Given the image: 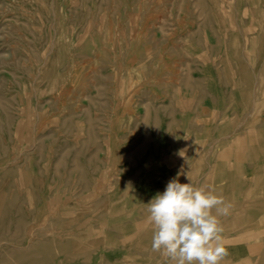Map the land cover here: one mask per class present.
Segmentation results:
<instances>
[{"label": "rangeland", "instance_id": "rangeland-1", "mask_svg": "<svg viewBox=\"0 0 264 264\" xmlns=\"http://www.w3.org/2000/svg\"><path fill=\"white\" fill-rule=\"evenodd\" d=\"M173 179L264 264V0H0V264H170Z\"/></svg>", "mask_w": 264, "mask_h": 264}, {"label": "clouds", "instance_id": "clouds-1", "mask_svg": "<svg viewBox=\"0 0 264 264\" xmlns=\"http://www.w3.org/2000/svg\"><path fill=\"white\" fill-rule=\"evenodd\" d=\"M230 207L207 186L170 180L147 204L152 251L170 264H222L227 253L219 217Z\"/></svg>", "mask_w": 264, "mask_h": 264}, {"label": "bare ground", "instance_id": "bare-ground-1", "mask_svg": "<svg viewBox=\"0 0 264 264\" xmlns=\"http://www.w3.org/2000/svg\"><path fill=\"white\" fill-rule=\"evenodd\" d=\"M230 219V218H229ZM228 219V220H229ZM227 220H225V222H226ZM257 226H259V224H258V222H254L253 224H249V225H247V228L249 229V230H255L256 228H257ZM247 230V229H246ZM246 260H248V261H251L250 259H246ZM236 262V261H235ZM234 262V263H235ZM222 264H227L225 261H222Z\"/></svg>", "mask_w": 264, "mask_h": 264}]
</instances>
